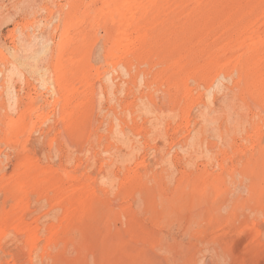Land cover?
<instances>
[{
  "label": "rangeland",
  "instance_id": "374dc122",
  "mask_svg": "<svg viewBox=\"0 0 264 264\" xmlns=\"http://www.w3.org/2000/svg\"><path fill=\"white\" fill-rule=\"evenodd\" d=\"M0 264H264V0H0Z\"/></svg>",
  "mask_w": 264,
  "mask_h": 264
},
{
  "label": "bare ground",
  "instance_id": "6f19581e",
  "mask_svg": "<svg viewBox=\"0 0 264 264\" xmlns=\"http://www.w3.org/2000/svg\"><path fill=\"white\" fill-rule=\"evenodd\" d=\"M81 203H82V200H81Z\"/></svg>",
  "mask_w": 264,
  "mask_h": 264
}]
</instances>
